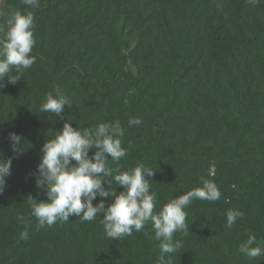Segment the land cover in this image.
<instances>
[{
    "label": "trees",
    "instance_id": "1",
    "mask_svg": "<svg viewBox=\"0 0 264 264\" xmlns=\"http://www.w3.org/2000/svg\"><path fill=\"white\" fill-rule=\"evenodd\" d=\"M5 1L0 24L14 9L34 13L36 62L0 87V152L12 158L0 191V264H72L91 234H104L77 216L41 227L31 215L28 196L47 198L33 175L41 145L67 119L81 131L119 121L127 154L118 166L153 169L156 210L202 177L218 186L219 200L185 208L189 231L174 234L182 247L172 263L264 264L239 252L250 234L264 241V0H44L35 9ZM56 86L71 108L59 117L40 113ZM132 117L142 123L129 126ZM10 131L29 142L22 154L11 151ZM102 199L107 206L110 198ZM230 209L244 213L231 229ZM102 241L96 264H152L136 255L152 248L145 230Z\"/></svg>",
    "mask_w": 264,
    "mask_h": 264
},
{
    "label": "clouds",
    "instance_id": "2",
    "mask_svg": "<svg viewBox=\"0 0 264 264\" xmlns=\"http://www.w3.org/2000/svg\"><path fill=\"white\" fill-rule=\"evenodd\" d=\"M22 2L35 9L39 7L40 0ZM259 2L248 0L252 5ZM34 19L32 11L14 9L5 28L0 29V87L5 76L12 84L22 80L24 71L36 62V57L31 54L35 45ZM71 106L72 102L56 86L53 92L45 94L40 113L59 117ZM70 121L65 120L62 127L50 133L41 145L39 163L33 175L36 187L42 189L47 198L38 200L28 196L31 215L39 226L51 227L58 222H67L70 216L79 217L81 222H91L99 214L106 236L116 240L132 235L133 231L140 232L150 224L159 247L156 264H171V255L182 247V242L175 240L174 234L183 232L186 235L189 231L185 208L194 199L209 202L219 200L221 192L218 186L214 181L202 177L200 186L174 196L156 210L157 196L150 191L149 183L153 169L143 163L128 170L118 166L127 154V149L122 147L124 130L119 121L101 122L82 131L74 128ZM141 123L139 117H132L128 121L129 126ZM8 139L14 154H22L30 146L16 132L10 131ZM90 149L94 150L91 156ZM106 154L110 159L106 158ZM109 160L117 166L108 167ZM11 163L12 158L0 152V191L5 186V178L11 173ZM209 175H214V168ZM113 181L123 190L117 193ZM98 196L110 198L107 206L104 199L93 204ZM243 215L240 210H228L226 227L231 229ZM17 219L22 221L23 215L18 214ZM21 236L26 238L27 233H21ZM239 252L257 262L264 258V241L258 243L257 237L250 234L239 245Z\"/></svg>",
    "mask_w": 264,
    "mask_h": 264
},
{
    "label": "rangeland",
    "instance_id": "3",
    "mask_svg": "<svg viewBox=\"0 0 264 264\" xmlns=\"http://www.w3.org/2000/svg\"><path fill=\"white\" fill-rule=\"evenodd\" d=\"M44 3V0H40V4H43ZM10 10V7L8 5H6V1L5 0H0V19L2 16H6V13ZM6 26V23H1L0 24V29H3L5 28ZM35 29H33V33H35ZM2 34V33H0ZM45 39V37H44ZM133 39H134V35L131 33L130 34V37H129V42L130 44H133ZM45 42L47 43L46 39H45ZM112 164H114L113 162H110L108 161L107 162V166L110 167V165L112 166ZM114 167V166H113ZM126 168V167H125ZM128 168V167H127ZM107 187V186H106ZM102 199V198H101ZM102 226L101 223L99 224H96L94 226H87V222H86V228L85 229H89L90 232H94L95 230H98L100 227ZM145 233H147V240L150 242L151 244V250L149 251H144L143 253L139 250H137V257L143 261H152V264L154 262V264H156V261H157V254L159 255V247H158V241H156L153 236H154V233H153V230L151 228V225L148 224L146 225L145 227ZM84 231V230H83ZM83 231H79L77 232L79 234L78 238H77V245L80 246L84 240L82 239V235L81 233ZM100 231H97L95 234L97 235V237L93 236L92 234L90 235L88 241H90L88 247L84 249H78L77 250V253L79 255H76L75 258L73 259L72 261V264H96L98 261H99V255L102 251V245H103V241L106 236L105 234V231H104V234H100L99 233ZM139 237L142 239V237L139 235ZM99 243V244H96V243ZM97 248H100L97 249ZM76 261V262H75ZM172 261H176L175 259V255L171 258V264H174L172 263ZM147 264V263H146Z\"/></svg>",
    "mask_w": 264,
    "mask_h": 264
}]
</instances>
